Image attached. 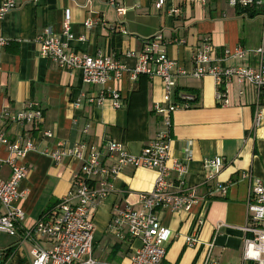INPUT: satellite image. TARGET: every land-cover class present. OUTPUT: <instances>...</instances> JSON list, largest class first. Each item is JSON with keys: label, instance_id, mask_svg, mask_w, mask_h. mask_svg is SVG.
Wrapping results in <instances>:
<instances>
[{"label": "crops", "instance_id": "0c3cea01", "mask_svg": "<svg viewBox=\"0 0 264 264\" xmlns=\"http://www.w3.org/2000/svg\"><path fill=\"white\" fill-rule=\"evenodd\" d=\"M14 1L16 6L0 19V37L5 39L0 46V112H17L29 101H36L43 110L42 122L23 126L11 123L7 126L8 136L33 137L39 129L52 132L51 138L38 137L35 148L22 159L27 173L18 185L16 206L24 216L19 231L6 234L11 241L0 245L7 252V264H30V249L45 244L24 237L22 231L30 230L42 214L55 208L80 167L74 158L52 160L45 153L46 145L62 140L73 147L81 140L86 149L99 148L112 139L122 142L131 154H138L158 131L165 129L159 113L152 111L153 103L165 104L167 100L164 84L159 77L131 76L136 58L127 53L137 54L146 39L161 34V47L190 72L193 49L203 38H210L212 56L221 58L225 49L233 50L238 44L256 47L262 34L257 18L264 20L258 12L238 13L226 0H206L204 4L166 0L160 11L152 0ZM117 7L124 13L118 14ZM174 8L180 10L179 14L172 12ZM66 10L75 36L67 42L70 50L78 54L103 53L124 65L120 78L111 73L105 84L120 93L119 107L110 98L101 103L90 101L89 95L101 90L98 86L84 84L79 71L62 70L38 53L35 36L46 27L59 33ZM222 63L256 66L257 59L229 57ZM174 89L178 93L193 91L198 97L195 105L171 113L169 155L170 159L186 161L183 189L194 188L205 194L216 180L228 184V188L225 196L215 194L208 202H196L188 211L159 210L162 223L171 233L161 264H202L207 253L218 264H241L250 188V180L241 174L248 172L264 185V100L251 83L236 77L225 83V105L216 103L211 75L180 76ZM215 155H222L225 165L216 179L208 180L204 162ZM0 157L7 158L4 148H0ZM9 176V166L1 161L0 178ZM155 177L154 170L132 166H125L114 176L111 190L93 212L95 258L110 264H129L137 241L109 232V224L116 209L126 205L138 208L136 194L149 190ZM198 216L203 220L196 232L200 243L189 246L186 238L194 231ZM207 243L212 244L210 248Z\"/></svg>", "mask_w": 264, "mask_h": 264}, {"label": "built area", "instance_id": "2783aa9c", "mask_svg": "<svg viewBox=\"0 0 264 264\" xmlns=\"http://www.w3.org/2000/svg\"><path fill=\"white\" fill-rule=\"evenodd\" d=\"M165 1L152 0V3L155 9L160 11ZM193 1L204 4L206 0ZM226 1L246 15L258 12L264 20V0ZM110 3L113 4V1ZM15 6L14 0H2L0 19L6 11ZM116 11L118 14L124 13V9L120 7H117ZM172 12L179 14L180 10L174 8ZM86 24L90 25V22ZM74 37L71 33L70 15L66 10L59 33L46 27L33 41L41 56L55 62L62 70L79 71L84 84L96 85L101 89L89 95L90 101L101 103L105 98H110L113 105L119 107L120 93L106 87L105 84L111 73L114 78H120L125 70L124 65L103 53L78 54L70 50L67 42ZM161 39V34H155L145 40L137 54L130 51L127 55L136 58L131 76L143 73L151 78H161L167 100L165 104L153 103L152 109L161 116L165 129L158 131L138 154H131L122 142L112 139L104 141L99 148L91 146L86 149L85 142L81 140L73 147H69L62 140L46 145L45 153L52 160L74 158L80 163V167L72 176L70 189L60 198L55 208L42 214L30 230L22 231L24 237L35 242L42 240L45 244V246L36 244L30 249V264H110L95 258L92 253L93 212L98 201L111 190L114 176L125 166L148 168L156 172L152 187L136 194L138 208L126 205L122 209H116L109 224V232L122 239L137 241L129 264H161L164 259L171 233L160 219V209L188 211L196 202H208L215 194L226 195L228 184L220 180H216L205 194L198 193L194 188L183 189L187 164L186 161L170 159L169 128L172 123L171 113L176 109L191 107L194 95L179 93L181 98L179 102L171 98L177 78L185 75L195 78L211 75L214 79L215 100L218 105L227 103L225 83L232 77L251 83L260 92L264 87V21L260 43L256 47L246 48L238 44L233 50L225 49L221 58L212 56L213 45L210 38H203L193 49L191 57L193 68L190 72L182 69L174 58L169 57L166 50L161 47ZM3 44L5 39L0 37V46ZM250 56L256 57V66L222 63L229 57L243 59ZM38 104L36 101H29L17 112L7 109L0 112V148L7 152V158L2 160L0 157V162H5L10 168V176L7 179L0 178V233L16 234L21 226L24 213L16 206V201L19 196L18 185L27 173V167L22 162L23 157L35 148L38 137H52L51 131L39 129L37 136L26 138L20 135L10 138L7 126L11 123L21 126L41 123L43 110ZM204 163L208 180L216 179L225 165L222 155H215L206 159ZM241 177L250 180L246 200V223L243 226L241 264H264V185L259 178L252 177L248 172L242 173ZM176 187L179 190H176ZM202 223V217L198 216L194 222V231L186 238L187 245L200 243L196 232ZM211 245L206 244L208 248ZM0 264H7V252L4 249H0ZM202 264L218 263L207 253Z\"/></svg>", "mask_w": 264, "mask_h": 264}, {"label": "trees", "instance_id": "16d2710c", "mask_svg": "<svg viewBox=\"0 0 264 264\" xmlns=\"http://www.w3.org/2000/svg\"><path fill=\"white\" fill-rule=\"evenodd\" d=\"M238 13L240 14H244L243 11L236 9ZM250 15H253V13H250ZM143 74V73H140ZM146 75V74H144ZM189 93L194 95V99L191 102V106L195 105V102L197 101L198 97L197 94L194 93L193 91H188ZM181 100L178 91H176V89H174L173 91V101L175 102H179ZM260 100H264V87L260 90ZM152 111L154 112V110L152 109ZM58 203V202H57ZM56 203V204H57Z\"/></svg>", "mask_w": 264, "mask_h": 264}, {"label": "rangeland", "instance_id": "374dc122", "mask_svg": "<svg viewBox=\"0 0 264 264\" xmlns=\"http://www.w3.org/2000/svg\"><path fill=\"white\" fill-rule=\"evenodd\" d=\"M257 21L259 22V25L262 27L263 22H261V18H257ZM11 236L0 233V245H7L11 241Z\"/></svg>", "mask_w": 264, "mask_h": 264}]
</instances>
